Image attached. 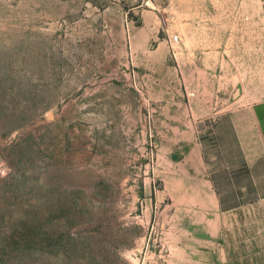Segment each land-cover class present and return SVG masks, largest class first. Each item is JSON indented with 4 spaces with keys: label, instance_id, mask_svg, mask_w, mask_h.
<instances>
[{
    "label": "rangeland",
    "instance_id": "374dc122",
    "mask_svg": "<svg viewBox=\"0 0 264 264\" xmlns=\"http://www.w3.org/2000/svg\"><path fill=\"white\" fill-rule=\"evenodd\" d=\"M169 2L0 0V264H162L179 233L161 176Z\"/></svg>",
    "mask_w": 264,
    "mask_h": 264
},
{
    "label": "crops",
    "instance_id": "0c3cea01",
    "mask_svg": "<svg viewBox=\"0 0 264 264\" xmlns=\"http://www.w3.org/2000/svg\"><path fill=\"white\" fill-rule=\"evenodd\" d=\"M166 9L177 19L179 105L162 111L161 176L179 233L162 264H264V0H170ZM147 49L133 44L137 57ZM243 50L259 52L236 57ZM156 54L139 63L153 69ZM226 188L236 194L229 203Z\"/></svg>",
    "mask_w": 264,
    "mask_h": 264
},
{
    "label": "built area",
    "instance_id": "2783aa9c",
    "mask_svg": "<svg viewBox=\"0 0 264 264\" xmlns=\"http://www.w3.org/2000/svg\"><path fill=\"white\" fill-rule=\"evenodd\" d=\"M179 41V35L175 34L173 35V42H178Z\"/></svg>",
    "mask_w": 264,
    "mask_h": 264
}]
</instances>
